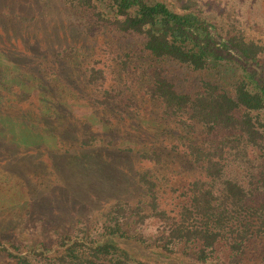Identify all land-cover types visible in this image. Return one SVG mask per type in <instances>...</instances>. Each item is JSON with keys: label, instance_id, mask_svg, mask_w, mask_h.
I'll return each instance as SVG.
<instances>
[{"label": "rangeland", "instance_id": "obj_1", "mask_svg": "<svg viewBox=\"0 0 264 264\" xmlns=\"http://www.w3.org/2000/svg\"><path fill=\"white\" fill-rule=\"evenodd\" d=\"M210 1L225 29L242 28L264 42V0ZM23 17H27L23 19ZM136 38L88 33L60 0H0V234L14 240L58 237L95 226L118 199L149 198L139 172L158 182L161 207L178 208L189 183L202 175L185 154L181 129L162 116L146 95L144 62ZM133 50L139 60L121 72L106 48ZM66 51V53L64 52ZM61 52V53H60ZM235 62L220 67L234 80L251 74L264 88V65L225 49ZM59 53V54H58ZM100 59L108 88L123 91V104L106 106L88 68ZM136 65V66H135ZM145 65H148L145 64ZM182 90L194 89L201 72L166 63ZM93 139L91 146L81 142ZM198 142V141H197ZM162 155L159 164L141 156ZM159 219L146 226L158 232ZM223 246L217 257L227 258ZM0 264H14L0 258ZM243 264H264V235L254 240Z\"/></svg>", "mask_w": 264, "mask_h": 264}, {"label": "trees", "instance_id": "obj_2", "mask_svg": "<svg viewBox=\"0 0 264 264\" xmlns=\"http://www.w3.org/2000/svg\"><path fill=\"white\" fill-rule=\"evenodd\" d=\"M60 1L88 33H115L140 42L139 52L152 58L143 65L145 93L160 105L164 118L180 127L185 154L202 175L189 183L178 208L169 211L161 207L156 178L141 171L149 198L118 199L98 225L49 240L0 234V258L14 264H243L254 240L264 235V88H252L248 73L228 79L220 67L235 62L225 52L230 48L264 65V42L242 28L225 29L210 1ZM106 49L121 72L139 60L132 49ZM100 62L88 68L89 82L98 83L103 94L98 102L123 104V91L106 86L108 71L96 65ZM166 63L201 72L199 84L180 89ZM92 140L81 145L91 146ZM141 156L156 164L162 160L155 150ZM156 219L158 232L146 229ZM220 246L229 250L224 260L216 256Z\"/></svg>", "mask_w": 264, "mask_h": 264}]
</instances>
